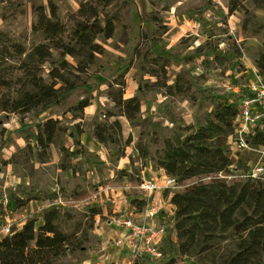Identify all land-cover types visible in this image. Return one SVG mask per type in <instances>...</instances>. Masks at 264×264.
Instances as JSON below:
<instances>
[{
  "label": "rangeland",
  "instance_id": "1",
  "mask_svg": "<svg viewBox=\"0 0 264 264\" xmlns=\"http://www.w3.org/2000/svg\"><path fill=\"white\" fill-rule=\"evenodd\" d=\"M83 1L0 0L1 71L18 75L10 45L30 49L43 42L34 29L37 6H44L54 30L68 40ZM94 1L90 3L96 5ZM233 6L237 8L231 13ZM97 9L100 18L113 20L114 32L102 40L103 53L81 75L77 88L44 111L0 110V236L6 223L13 229L33 218L37 227L45 210L57 208L59 226L73 234L77 248L54 264H128L121 261L124 249L115 256L106 243L127 234L125 218L148 219L141 183L158 185L152 200L159 205L155 194L165 197L210 180L206 176L178 182L169 177L157 165L166 142L183 139L188 127L204 125L217 103L247 96L253 85L264 83L255 65L264 51V0H113ZM47 69L48 64L45 79ZM3 92L9 96L13 89ZM119 93L123 99L140 100L135 119H127L111 100ZM82 99L90 104L79 110ZM47 118L57 119L65 132L58 130L43 151L31 135ZM114 121L120 126L112 125ZM98 124L111 136L105 144L93 136ZM260 149L249 145L236 152L241 163L233 176L264 161ZM166 177L173 179L171 185L165 186ZM10 197L25 201L24 207L11 211ZM140 201L145 204L138 208ZM160 213L170 225L168 213ZM106 232L112 236L101 243L97 237ZM234 237L228 231L209 242L200 238L199 246L182 253L179 240L167 231L159 242L161 259L142 254L130 264H221L234 250ZM98 255L103 258L89 262Z\"/></svg>",
  "mask_w": 264,
  "mask_h": 264
},
{
  "label": "trees",
  "instance_id": "2",
  "mask_svg": "<svg viewBox=\"0 0 264 264\" xmlns=\"http://www.w3.org/2000/svg\"><path fill=\"white\" fill-rule=\"evenodd\" d=\"M84 0L76 11V20L65 40L56 32L44 6L36 7L37 21L34 29L43 42L30 49L13 43L12 66L18 75H5L0 69V110L13 113L44 111L59 105L81 82L97 55L103 53L102 40H108L114 32V22L97 9L98 4L107 6L113 0ZM233 6L231 13L236 9ZM68 57L73 61L70 62ZM48 64L46 77L43 76ZM260 75H264V51L255 60ZM13 89L6 96L4 90ZM252 92L247 96H251ZM245 97V96H244ZM238 99L217 103L204 125L192 129L183 139L167 141L157 165L165 173L181 182L191 178L210 177L208 182L199 181L182 192L166 195L168 203L174 206L168 232L179 240V249L186 253L199 246V239L212 241L218 234L232 231L234 250L225 256L221 264H264V182L258 179L235 176L233 170L241 159L231 151L227 140L234 137L238 115ZM122 114L133 120L140 112V100L136 96L123 99L122 94L111 97ZM89 100L78 102L83 110ZM58 120L47 118L37 124V131L31 135L41 150L49 149L58 130ZM100 124V123H99ZM96 125L93 136L105 144L110 140L108 128ZM119 123L114 121L112 125ZM262 127H256L246 137L253 146H264V120ZM78 134L83 130L76 125ZM231 167L233 169H231ZM248 169V167H247ZM246 169V171H247ZM228 176L233 177L227 182ZM145 204L140 201L139 207ZM25 201L10 197L7 206L11 211L22 208ZM60 211L49 208L42 213V223L36 227V219H27L19 228H11L0 237V264H54L55 261L74 251L77 243L73 234H67L59 226ZM93 225L90 226L92 228ZM132 264H151L135 260ZM170 264V263H166Z\"/></svg>",
  "mask_w": 264,
  "mask_h": 264
},
{
  "label": "built area",
  "instance_id": "3",
  "mask_svg": "<svg viewBox=\"0 0 264 264\" xmlns=\"http://www.w3.org/2000/svg\"><path fill=\"white\" fill-rule=\"evenodd\" d=\"M251 91V96H245L238 102L239 112L236 118L235 135L234 137H230V141L228 142L233 152H238L241 149L249 147L246 137L256 127H262L261 121L264 120V83L253 85ZM260 147L261 156H264V146ZM243 177L254 178L264 182V161L248 167ZM172 183L173 179L166 177L165 186ZM157 188L158 185L151 180L141 183L143 199L146 201L145 217L153 219L157 215H160L158 221L156 223L148 221L137 222L133 217L125 218L122 221V225L127 229V234L124 237L116 238L106 243L108 249L115 256L123 249H128L131 259H136V257L142 254L155 260L162 258L159 242L166 236L169 225H167L166 217L159 214L161 206L156 205L152 200L153 193ZM172 215L173 212H171L169 220H171ZM1 232L4 235L8 234L10 232V225L6 223Z\"/></svg>",
  "mask_w": 264,
  "mask_h": 264
},
{
  "label": "crops",
  "instance_id": "4",
  "mask_svg": "<svg viewBox=\"0 0 264 264\" xmlns=\"http://www.w3.org/2000/svg\"><path fill=\"white\" fill-rule=\"evenodd\" d=\"M230 141V137L228 138V140H227V142H229ZM156 192V191H155ZM157 193V192H156ZM155 196H156V198H158V203H159V205L161 206V211L160 212H165V213H168V218L170 219V214H171V211H172V209L174 208L173 207V205L172 204H170V203H168L167 202V200H166V196L164 197V196H162L161 195V193H158V194H155ZM159 214H161V213H159ZM160 215H157L155 218H153V219H146V221H148V222H150V223H156V221H158V217H159ZM22 226V224L19 226V228ZM102 229V228H101ZM96 230H98V229H96ZM98 232H100V231H98ZM109 233V232H108ZM107 232L105 233V234H103V235H101V237L99 236V237H97L98 239H100L101 238V243H104L103 241L109 236V235H111L112 236V233L111 234H108ZM108 249V248H107ZM110 249H108V251H109ZM108 254H109V252H108ZM121 255V254H120ZM101 256L102 255H98V256H93L91 259H89V262H92L95 258L96 259H100L101 258ZM120 257H122V258H125V259H122L121 261L122 262H125L126 260H127V263L128 264H130V259H131V254H130V251L128 250V249H124V251H123V254H122V256H120ZM102 258H103V256H102ZM101 261V263H103V261L102 260H100Z\"/></svg>",
  "mask_w": 264,
  "mask_h": 264
}]
</instances>
